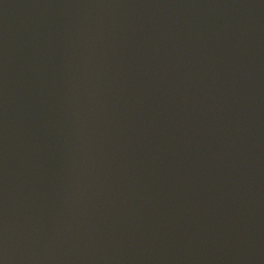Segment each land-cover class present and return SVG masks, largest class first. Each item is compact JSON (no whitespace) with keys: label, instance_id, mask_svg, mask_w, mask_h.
<instances>
[{"label":"water","instance_id":"water-1","mask_svg":"<svg viewBox=\"0 0 264 264\" xmlns=\"http://www.w3.org/2000/svg\"><path fill=\"white\" fill-rule=\"evenodd\" d=\"M0 264H264V0H0Z\"/></svg>","mask_w":264,"mask_h":264}]
</instances>
